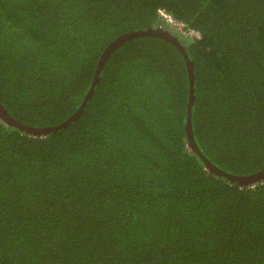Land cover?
Instances as JSON below:
<instances>
[{"label": "trees", "instance_id": "1", "mask_svg": "<svg viewBox=\"0 0 264 264\" xmlns=\"http://www.w3.org/2000/svg\"><path fill=\"white\" fill-rule=\"evenodd\" d=\"M164 8L192 62L200 153L264 167V0H0V102L57 125L82 103L104 48ZM167 28L166 26H164ZM188 72L169 39L106 58L81 112L32 134L0 117V264H264V178L218 175L186 131Z\"/></svg>", "mask_w": 264, "mask_h": 264}, {"label": "water", "instance_id": "2", "mask_svg": "<svg viewBox=\"0 0 264 264\" xmlns=\"http://www.w3.org/2000/svg\"><path fill=\"white\" fill-rule=\"evenodd\" d=\"M146 34H154V35H159V36H163L167 39H169L170 41L174 42L181 50L185 62H186V66H187V72H188V102H187V111H186V116H187V120H186V131L188 134V138H189V143L192 146L193 149H195L205 160L206 165L210 168L211 171L216 172L218 175H224L225 177L229 178L230 180H235L236 182L240 183V184H247L249 182H253L259 179L264 178V167L262 169H260L257 172L251 173V174H247V175H236V174H231L228 173L220 168H218L217 166H215L214 164H212L207 158H205L199 151L198 147L196 146L194 139H193V135H192V131H191V123H190V114H191V104L193 101V73H192V62L190 61V59L188 58V55L184 49V46L179 42V40L177 39V36L173 33H171L167 28H163L161 26H158L156 28H147V29H138V30H129L127 32L122 33L121 35L117 36L116 38H114L112 41H110V43L104 48L103 52L101 53L98 63H97V67L96 70L94 72V77L92 80V83L90 85V88L87 92V94L85 95L82 103L80 104V106L76 109V111L66 120H64L63 122L54 125V126H49V127H33V126H28L25 124L20 123L19 121H17L16 119H14L7 111L6 109L2 106L1 102H0V117L5 120L7 123L15 125L17 127H19L20 129L25 130L26 132L32 133V134H41V133H45L47 131L50 130H55L58 127L64 125L65 123H67L68 121L74 119L82 110L83 105L86 102V99L88 98V96L90 95L91 91H92V87L93 85L96 83L97 78H98V72L101 69L102 65L104 64L106 58L108 57V55L123 41L137 36V35H146Z\"/></svg>", "mask_w": 264, "mask_h": 264}, {"label": "built area", "instance_id": "3", "mask_svg": "<svg viewBox=\"0 0 264 264\" xmlns=\"http://www.w3.org/2000/svg\"><path fill=\"white\" fill-rule=\"evenodd\" d=\"M157 12L160 17V23H162V26L174 29L177 33L190 36L191 38L199 37V31L197 29L186 25V23H184L180 19H176L164 8H158Z\"/></svg>", "mask_w": 264, "mask_h": 264}, {"label": "clouds", "instance_id": "4", "mask_svg": "<svg viewBox=\"0 0 264 264\" xmlns=\"http://www.w3.org/2000/svg\"><path fill=\"white\" fill-rule=\"evenodd\" d=\"M159 26H161V27L165 28L164 26H162V25H160V24H159ZM167 29H168V28H167Z\"/></svg>", "mask_w": 264, "mask_h": 264}]
</instances>
